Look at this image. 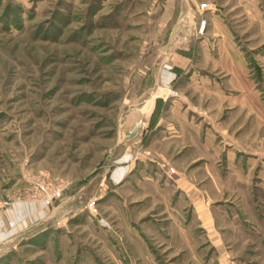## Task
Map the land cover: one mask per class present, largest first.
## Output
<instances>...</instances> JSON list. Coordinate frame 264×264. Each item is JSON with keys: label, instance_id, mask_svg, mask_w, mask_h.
Here are the masks:
<instances>
[{"label": "rangeland", "instance_id": "1", "mask_svg": "<svg viewBox=\"0 0 264 264\" xmlns=\"http://www.w3.org/2000/svg\"><path fill=\"white\" fill-rule=\"evenodd\" d=\"M184 1L177 27L181 0H0V264H264V154L259 165L245 166L246 182L233 183L244 192L240 208L254 212L244 226L249 235L236 244L228 238L225 247L212 248L199 231L181 236L173 222L152 235L163 254L157 259L141 235L154 233L148 208L134 204L130 217L122 201L94 199L110 189L118 156L132 141L125 132L143 122L130 115L163 87L177 94L172 79L160 82L161 63L172 72L164 63L178 60L173 51L185 44L196 47L190 60L202 69L213 60L196 30L182 37L189 20L197 26L202 0ZM225 11L240 53L254 56L245 58L247 74L260 88L264 120V29L250 38L247 23ZM261 14L264 20V4ZM42 181L66 186L43 204ZM170 200L180 220L186 198ZM19 203L38 210L10 217ZM18 225L33 230L20 234ZM223 252L228 262L219 259Z\"/></svg>", "mask_w": 264, "mask_h": 264}, {"label": "crops", "instance_id": "2", "mask_svg": "<svg viewBox=\"0 0 264 264\" xmlns=\"http://www.w3.org/2000/svg\"><path fill=\"white\" fill-rule=\"evenodd\" d=\"M181 1L177 27L184 19L181 16L185 1ZM200 2H207L212 7L204 11L206 26L199 38L203 53L213 60L202 69L190 60L196 47L185 44L178 52L173 51L178 60L164 63L172 72L163 69L161 63L160 82L165 86L172 79L177 94L169 93L168 88L162 86L163 94L153 99L150 112L145 113L147 121L140 108L130 115L134 120L143 115L141 139L137 143L138 137L130 136L132 141L126 143L124 152L118 156L120 165L115 166L114 175L110 177V189L94 194L96 202L101 198L114 205L122 201L124 211L130 217L134 204L148 208L145 218L152 220L149 229L154 233L141 231V235L147 250L149 248L157 259L163 254L152 235L171 229L173 222L176 229L182 230L181 236L186 237L191 231L197 236L199 231L212 248H221L232 242L245 241L249 234L244 226L254 216L253 211L240 208L244 192L236 190L233 183L246 182L249 174L245 166L253 165L254 161L259 165L264 154L260 88L255 90V78L247 74L246 61L254 62V56L240 53L225 8L238 22L244 20L247 23L245 35L259 39L264 29L261 14L264 0ZM195 29L196 25L192 28L189 20L188 28H181L180 32L182 37H189ZM253 49L249 48L254 54ZM219 52L221 57H217ZM167 165L174 167V174L169 173ZM119 177L121 179H117ZM166 197L171 198L169 203L172 205L181 197L186 198L187 206L183 208L188 207V212L183 209L180 220L171 216L174 211L179 214V210L166 206ZM37 210L34 203H19L8 213L12 217L15 212L19 215ZM44 222L42 220L36 226ZM129 223H132L131 219ZM31 228L19 226V233L33 230ZM219 259L228 262L229 256L223 252Z\"/></svg>", "mask_w": 264, "mask_h": 264}, {"label": "built area", "instance_id": "3", "mask_svg": "<svg viewBox=\"0 0 264 264\" xmlns=\"http://www.w3.org/2000/svg\"><path fill=\"white\" fill-rule=\"evenodd\" d=\"M212 7L207 3V2H200L198 4L197 7V12L200 15L198 22H197V26H196V34L201 35L204 33L205 31V26H206V18L204 17V11L206 9H211ZM174 93H176V91H174ZM170 172H173V168L169 169ZM118 179H121V177H119ZM45 182H41L38 183L40 184L41 189L43 190V192L45 193L43 198L41 199L43 204H48L50 203V201L52 200V198L54 196H57L61 193L62 189L66 186L65 183H53V182H47L46 184H44ZM9 204V202H4L3 203V207H6ZM88 206L89 208H94V201H88Z\"/></svg>", "mask_w": 264, "mask_h": 264}, {"label": "bare ground", "instance_id": "4", "mask_svg": "<svg viewBox=\"0 0 264 264\" xmlns=\"http://www.w3.org/2000/svg\"><path fill=\"white\" fill-rule=\"evenodd\" d=\"M159 91V90H158ZM153 93V92H152ZM157 94V93H156ZM155 94H152L149 98L145 99L143 106L140 107L142 113H149L153 104V98ZM135 110V109H134ZM126 133V132H125Z\"/></svg>", "mask_w": 264, "mask_h": 264}, {"label": "water", "instance_id": "5", "mask_svg": "<svg viewBox=\"0 0 264 264\" xmlns=\"http://www.w3.org/2000/svg\"><path fill=\"white\" fill-rule=\"evenodd\" d=\"M141 127V121H137L134 125L133 128L131 130H127L126 134L127 137L132 136L139 128Z\"/></svg>", "mask_w": 264, "mask_h": 264}]
</instances>
